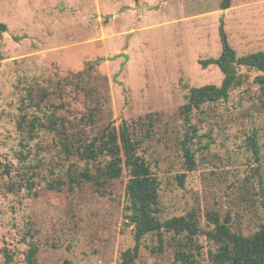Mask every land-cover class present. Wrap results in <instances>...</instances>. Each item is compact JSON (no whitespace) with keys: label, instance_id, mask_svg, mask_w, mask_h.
<instances>
[{"label":"rangeland","instance_id":"rangeland-1","mask_svg":"<svg viewBox=\"0 0 264 264\" xmlns=\"http://www.w3.org/2000/svg\"><path fill=\"white\" fill-rule=\"evenodd\" d=\"M0 24V264H31L33 245L37 264H122L121 254L135 246L128 174L105 187L73 183L66 169L76 161L82 170L84 162L64 157L53 134L41 130L28 148L20 145L26 87L89 64L96 74L88 82L107 78L114 125L155 120L147 138L139 134L140 153L160 181L163 220L196 209L205 229L213 227L210 212L229 214L232 228L247 235L264 224V88L256 81L264 72L240 67L245 80L229 100L193 112L201 136V144L190 143L197 167L184 186L178 177L187 172L180 107L191 88L222 84L221 69L203 65L221 56L222 32L238 58L264 52V0H234L228 10L216 0H0ZM121 52L130 59H111ZM83 105L73 107L84 112ZM254 132L258 158L249 141ZM58 182L60 189L50 186ZM172 235L164 233L166 241ZM157 242L147 235L135 264H175L169 245L162 255L151 253ZM195 244L205 262L217 249L204 234Z\"/></svg>","mask_w":264,"mask_h":264},{"label":"trees","instance_id":"trees-1","mask_svg":"<svg viewBox=\"0 0 264 264\" xmlns=\"http://www.w3.org/2000/svg\"><path fill=\"white\" fill-rule=\"evenodd\" d=\"M216 1L222 10H228L234 0ZM0 27L6 29L3 24ZM222 38L224 49L221 56L203 61L206 67L215 64L221 69L224 75L222 84L191 88L187 102L180 107V115L186 124L185 138L181 144L187 172L178 176L183 186L188 171L197 167L196 153L190 143L196 139L201 144L198 127L192 123L193 112L201 110L205 104L229 100L231 91L244 83L245 79L239 73L240 67L264 72V52L238 58L223 32ZM95 74V67L89 64L80 72L29 84L20 102L17 129L23 148H28L40 136L41 130H47L53 134V144L60 147L64 157L84 162L82 170L76 168V161H72L66 169L67 177L73 183L86 181L105 187L128 174L127 211L134 225L136 243L121 254V263L135 264L140 257L143 239L151 234L158 237L157 244L148 247L151 253L162 255L169 245L174 251L175 264H264V224L247 235L232 228L229 214L222 218L218 212L207 213L206 218L213 226L211 229L201 226V217L196 209L165 220L160 217V181L148 160L140 153L142 139L154 131L155 120L151 117L144 124L137 121V125L124 121L120 127L113 125L105 131L106 125L96 132L99 125L109 123L112 111L107 94V78L99 75L94 77L93 82H88V78ZM256 81L264 88V75L258 76ZM81 102L84 112L76 111L73 107L74 103ZM249 141L258 158L260 146L256 132L249 136ZM36 145L40 146L39 143ZM208 148V145L202 147L204 151H209ZM208 155L219 159L210 152ZM30 179L27 186L32 188ZM57 184L51 183L50 186L60 189L61 183ZM164 233L173 234L171 240L166 241ZM200 234L206 235L217 246L207 262L201 258L200 246L195 244V238ZM37 252L38 247L33 245L27 255L29 263L37 264ZM7 257L10 263L12 256L7 254Z\"/></svg>","mask_w":264,"mask_h":264},{"label":"water","instance_id":"water-1","mask_svg":"<svg viewBox=\"0 0 264 264\" xmlns=\"http://www.w3.org/2000/svg\"><path fill=\"white\" fill-rule=\"evenodd\" d=\"M96 17H97V15H96ZM119 57L125 58V62L130 59V57L125 52H121L120 54H117L115 57H113L111 59H117ZM102 60H105V59H102ZM102 60H100V61H102ZM125 62L123 64V66L125 65ZM97 63L98 62H94V65H96ZM115 80H117V76L115 77ZM115 122H116V120H114V119L112 121H110L109 124H108V126L106 127V130L105 131L109 130L114 125Z\"/></svg>","mask_w":264,"mask_h":264}]
</instances>
